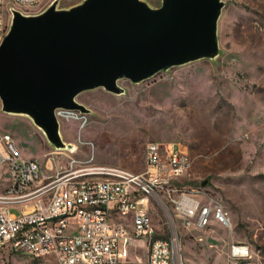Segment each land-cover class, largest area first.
Returning a JSON list of instances; mask_svg holds the SVG:
<instances>
[{
	"label": "rangeland",
	"instance_id": "obj_1",
	"mask_svg": "<svg viewBox=\"0 0 264 264\" xmlns=\"http://www.w3.org/2000/svg\"><path fill=\"white\" fill-rule=\"evenodd\" d=\"M53 1L42 0L28 11L42 12ZM81 1L58 0L57 7ZM147 1L152 6L162 3ZM223 2L215 57L173 65L139 82L120 78V93L102 86L83 90L76 98L90 109L81 112L87 117L85 125L79 119L60 120L67 147L56 149L30 117L4 111L1 99L0 131L12 134L22 156H39L45 162L46 151H60L52 155L55 167L76 157L141 171L149 141L186 144L193 162L183 184L219 201L230 211L232 226L215 220L204 228L185 226L171 211L183 264H264V0ZM20 8L6 3L8 25L10 11ZM8 180L7 169L0 166V190ZM11 211L20 212L17 206ZM163 217L160 210L153 211L156 226H164ZM233 242L248 244L250 254L240 260L232 257ZM9 257L56 264L21 252Z\"/></svg>",
	"mask_w": 264,
	"mask_h": 264
},
{
	"label": "built area",
	"instance_id": "obj_2",
	"mask_svg": "<svg viewBox=\"0 0 264 264\" xmlns=\"http://www.w3.org/2000/svg\"><path fill=\"white\" fill-rule=\"evenodd\" d=\"M41 1L0 0V40L9 26L7 2L29 13ZM81 112L55 109L59 121L79 119L84 126L87 117ZM59 152L46 153L45 162L22 156L12 134L0 131V166L9 174L0 190V264H31L10 259L20 252L56 264H183L171 211L185 226L204 228L213 220L232 226L228 209L207 219V212L220 202L205 190L183 184L193 160L182 142L149 141L141 171L76 157L55 167L52 155ZM11 206L20 212H12ZM155 209L164 215L162 228L154 223ZM230 253L250 254V247L233 242Z\"/></svg>",
	"mask_w": 264,
	"mask_h": 264
},
{
	"label": "water",
	"instance_id": "obj_3",
	"mask_svg": "<svg viewBox=\"0 0 264 264\" xmlns=\"http://www.w3.org/2000/svg\"><path fill=\"white\" fill-rule=\"evenodd\" d=\"M57 2L39 13L13 9L0 41L2 109L30 117L56 149L67 143L55 109L88 112L76 98L83 90L102 86L120 93V78L139 82L219 53L223 0Z\"/></svg>",
	"mask_w": 264,
	"mask_h": 264
},
{
	"label": "bare ground",
	"instance_id": "obj_4",
	"mask_svg": "<svg viewBox=\"0 0 264 264\" xmlns=\"http://www.w3.org/2000/svg\"><path fill=\"white\" fill-rule=\"evenodd\" d=\"M220 209H225L220 205H213V212H207V219H214V212H220ZM249 254H234L233 257L240 260L247 257Z\"/></svg>",
	"mask_w": 264,
	"mask_h": 264
},
{
	"label": "crops",
	"instance_id": "obj_5",
	"mask_svg": "<svg viewBox=\"0 0 264 264\" xmlns=\"http://www.w3.org/2000/svg\"><path fill=\"white\" fill-rule=\"evenodd\" d=\"M17 149H18V147H17ZM18 151H19V149H18ZM47 152H48V151H46L45 154H46ZM32 157H39V156H32Z\"/></svg>",
	"mask_w": 264,
	"mask_h": 264
}]
</instances>
